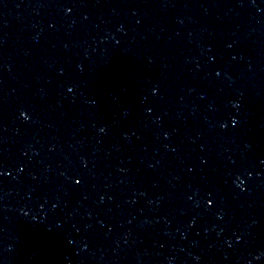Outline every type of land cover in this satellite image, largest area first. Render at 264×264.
Here are the masks:
<instances>
[{
  "label": "water",
  "instance_id": "water-1",
  "mask_svg": "<svg viewBox=\"0 0 264 264\" xmlns=\"http://www.w3.org/2000/svg\"><path fill=\"white\" fill-rule=\"evenodd\" d=\"M0 264H264V0H0Z\"/></svg>",
  "mask_w": 264,
  "mask_h": 264
}]
</instances>
